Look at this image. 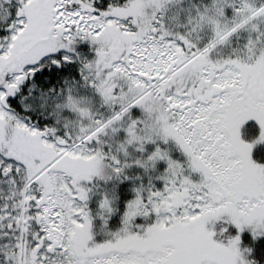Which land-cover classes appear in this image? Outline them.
<instances>
[{
  "label": "snow or ice",
  "instance_id": "6c2138e0",
  "mask_svg": "<svg viewBox=\"0 0 264 264\" xmlns=\"http://www.w3.org/2000/svg\"><path fill=\"white\" fill-rule=\"evenodd\" d=\"M0 264H264V0H0Z\"/></svg>",
  "mask_w": 264,
  "mask_h": 264
}]
</instances>
